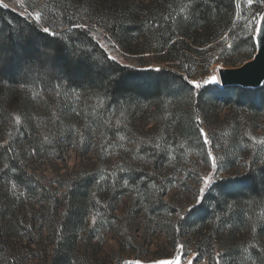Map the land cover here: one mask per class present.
Returning a JSON list of instances; mask_svg holds the SVG:
<instances>
[{
	"label": "trees",
	"instance_id": "obj_1",
	"mask_svg": "<svg viewBox=\"0 0 264 264\" xmlns=\"http://www.w3.org/2000/svg\"><path fill=\"white\" fill-rule=\"evenodd\" d=\"M25 2L32 5L29 9L42 13L39 24L11 7L0 6V264H20L16 242L35 237L37 221L41 234L46 231L52 241L43 264H73L79 232L92 223V211L105 202L95 173L69 168L64 162L66 168L55 170L53 180L48 179L34 136L29 88L43 96H60L54 129L62 116L67 121L70 114L62 103L64 95L76 93L105 101L104 108L96 107L95 115L84 117L78 140L81 153L87 152L94 138L107 146L109 138L118 141L123 135L136 155L145 159L142 170H131L127 181L137 184L144 176L163 195L168 187L159 175L170 159L186 161L201 154L208 162L209 152L218 158L213 144L223 141L222 167L228 171L242 161L245 170L217 182L193 214L187 213L178 222L179 234L194 236L202 249L217 251L226 244L224 233L231 239L243 230L250 233L254 225L258 232L262 230L264 85L258 89L208 85L193 91L185 77L202 82L214 65L231 66L255 55L257 46L253 47L255 37L248 21L264 6L248 7L244 0ZM74 23L86 24L93 32L98 29L124 53L138 56L139 64L151 63L159 71L107 59L96 36L73 27ZM40 25L56 35L44 33ZM52 96L46 99L49 107ZM224 110L228 115L221 119ZM149 120L155 126L147 130ZM198 127L207 134L209 146ZM211 127L217 137L210 133ZM257 131H263L261 137L254 135ZM55 134L61 147L66 139L58 131ZM68 143L61 147L63 153ZM12 183L17 185L15 192ZM227 247L219 258L238 264L237 250ZM261 250L251 248L255 260L264 264Z\"/></svg>",
	"mask_w": 264,
	"mask_h": 264
},
{
	"label": "rangeland",
	"instance_id": "obj_2",
	"mask_svg": "<svg viewBox=\"0 0 264 264\" xmlns=\"http://www.w3.org/2000/svg\"><path fill=\"white\" fill-rule=\"evenodd\" d=\"M0 2L7 3L19 14L24 12V9L19 7L17 0H0ZM244 2L247 3V0ZM24 3L26 4L25 0ZM252 4L261 7L264 6V0H253ZM252 4H248V7ZM28 11L32 10L28 8ZM258 13H264V10H260ZM245 15H248V11L245 12ZM241 20L239 19V21ZM104 37L101 31L96 35L100 44L103 43L107 46V54L116 55L120 64L143 67L145 70L151 67V63L139 64L138 56L128 55L120 48L117 51L112 47L113 43ZM255 55H247L244 62L231 66L214 65L209 70L206 79L215 74L220 81L219 70L240 68L253 60ZM147 56L151 55H145V57ZM151 68L158 69V67ZM208 85L221 86V82L209 83L204 86ZM28 90L29 94L31 93L29 97L33 101L30 110L34 136L37 139L39 154L42 156V164L48 179L53 180L55 170L62 172L66 168L64 163L66 162L69 168L95 173L96 181L101 186L100 195L105 198L103 205L92 211L96 223L93 224L92 222L87 225V228H83L79 232L73 264H125L127 261L136 260H139L140 264H154L157 260L170 259L179 254L177 243H184L187 246L189 251L187 259L193 260L194 264L197 261L199 264H217V261L219 264H227L224 259L219 258V255L226 252L227 246H231V250H237L238 264H259V261L255 260L251 248L262 249L264 257V211L259 215V226H261L260 230L262 229L260 232H258L259 230L255 232L249 230L251 231L249 233L243 230L237 237L231 239L222 233L226 244L224 243V248L219 247L217 251L213 247L202 249L194 236L186 235L182 238L179 232L175 230L181 220L177 216V212L183 211L186 207H192L197 195L200 196L202 203L207 193L217 182L235 173L242 174L244 172L245 164L242 161H238L233 168H228V171L224 168L225 159L222 149L225 148V143L223 141H220L221 145L218 144L219 141L213 144L214 153L218 157L217 163L221 170L223 168V171L218 173L220 179L215 180L212 185L205 188L203 193H200L199 189L204 187L202 178L216 171L211 167V160L204 161L201 154H194L186 161L173 158L169 160L170 163L159 175L168 187L167 193L163 195L157 189L155 182L149 181L144 176L137 181V184H131L129 181L127 184L124 183L125 180L127 181V176L133 174L131 170L138 172L142 170L141 164L145 159L136 155L132 145L123 135L119 136L118 141L109 138L107 146L104 143L101 144L98 138H94L91 144H88L87 152L81 153L82 149L78 148V140L79 131L82 129L81 125L84 124V117L90 118L95 115L96 107L102 103L104 108L105 101L98 100L96 96L80 97L76 93L64 95L62 103L68 107L70 114L67 121L62 116L57 129H54V123L59 122L56 118L61 107L60 96H43L37 90L32 88ZM51 96L53 97V104L49 107L47 100H51L49 98ZM227 111L224 110L221 113L223 116L221 119L228 115ZM154 126L155 121L149 120L146 129H152ZM209 130L213 136L217 137L214 127L209 128ZM56 131L62 140L66 139L61 147L64 148L66 142H69L66 153H63L62 148L57 145ZM94 131L93 128L92 134ZM262 133L263 131H257L254 135L261 137ZM122 137L123 139H121ZM206 144L209 146L210 142L208 141ZM220 146H222L221 151H218L217 148ZM221 157L223 159H220ZM127 159L134 163L133 167L127 164ZM172 161L173 163H171ZM144 168L148 169V165H144ZM50 186L56 189L55 182ZM16 190L17 188L13 189L12 192ZM58 195L60 196L61 192ZM186 214L187 212H184V216ZM39 226L40 223L37 221L33 227V236L35 237H23L16 242L17 248L21 252L19 255L20 264H43V258L46 254L48 255L52 241L46 231L41 234ZM24 234L22 236H25ZM37 240L39 242L35 243ZM182 264H186V262L182 261Z\"/></svg>",
	"mask_w": 264,
	"mask_h": 264
},
{
	"label": "snow or ice",
	"instance_id": "obj_3",
	"mask_svg": "<svg viewBox=\"0 0 264 264\" xmlns=\"http://www.w3.org/2000/svg\"><path fill=\"white\" fill-rule=\"evenodd\" d=\"M17 2L19 4V7L21 9H24V12H22L21 14L26 15L27 19L34 20L35 22H37L39 24V22L43 18L42 13L40 11H36L34 8L32 9V11H28V8L32 7V5L28 4L26 6V4L24 3V0H17ZM190 3L194 4L195 0H190ZM247 3L249 5H251L253 3V0H247ZM0 6H2L4 8L9 7V5L7 3H2V4H0ZM237 7H239V5H237ZM183 11H184V9H181V12H183ZM248 23L252 25V35L255 37L253 47L255 48L257 45H259L261 48H264V13L253 14V16L249 19ZM257 25H259V27H257ZM40 26H41L42 31L44 33L50 34L52 36L56 35V33L51 28L43 26V25H40ZM73 27L84 29L85 31H87L91 35H93V37H95L97 34H99L98 29L95 32H93L92 29L87 28L86 24H83V23H74ZM104 38L107 40H111V37L105 36ZM98 43H99V41H98ZM100 47L104 48L105 51H107V46L105 44L101 43ZM112 47L114 49H116L117 51H119V46L116 45L115 43L112 44ZM107 59L114 61V62H117V63L120 62L118 60L117 56L112 55L111 53L108 54ZM156 71H159V69H156ZM185 80H187L188 84L192 85L193 91L201 89L206 84L219 83L220 82L218 77L215 74L209 76L207 79L203 80L202 82L197 81V80H188L187 77H185ZM100 106L101 107L103 106L102 103ZM15 119L18 123L20 122L19 116H17ZM198 131L201 134V136L203 137L205 143H207L208 137H207V134L205 133L204 129L202 127H198ZM45 139L47 140V137H45ZM121 139H123V137ZM157 147H159V145H157ZM208 155L211 157V167H212V169H214L216 171L214 173L206 175L202 178L204 187L199 189L200 193H203L205 188L212 185L215 180L221 178L218 175V173L221 171V167L217 163V158L215 156H213L211 154V152H209ZM220 159H223V157H221ZM6 167H7V165H5V168ZM0 171H2V169H0ZM124 183L127 184L128 181L125 180ZM11 187H12V189H16L17 185L15 183H12ZM93 195H95V193ZM197 205H201V198L199 195H197V197H195V203L193 204L192 207H186L183 209V211H178L177 216L181 220L184 219V212H187L189 214H193L194 209H197V207H196ZM92 222H93V224L96 223L95 217H93ZM252 230H253V232L256 231L255 225L253 226ZM176 231L179 232V227H176ZM177 249H178L179 254L175 255L173 258L157 260L154 262V264H182V261L186 262V264H194L193 260L187 259V256L189 255V251H188L187 246L184 243H177ZM125 264H140V261L139 260L127 261V262H125ZM196 264H199V262L197 261ZM217 264H219V261H217Z\"/></svg>",
	"mask_w": 264,
	"mask_h": 264
},
{
	"label": "water",
	"instance_id": "obj_4",
	"mask_svg": "<svg viewBox=\"0 0 264 264\" xmlns=\"http://www.w3.org/2000/svg\"><path fill=\"white\" fill-rule=\"evenodd\" d=\"M221 86L258 89L264 85V48L257 45L253 60L237 69L219 70Z\"/></svg>",
	"mask_w": 264,
	"mask_h": 264
}]
</instances>
